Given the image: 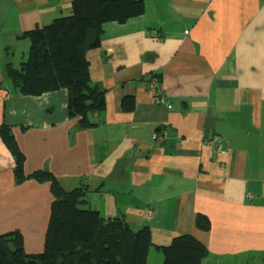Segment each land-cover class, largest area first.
Instances as JSON below:
<instances>
[{
    "label": "crops",
    "instance_id": "1",
    "mask_svg": "<svg viewBox=\"0 0 264 264\" xmlns=\"http://www.w3.org/2000/svg\"><path fill=\"white\" fill-rule=\"evenodd\" d=\"M72 1L0 0V126L11 127L25 175L85 184L102 217L149 226L147 264H162L159 247L180 235L205 246L202 264H263L264 0H144L140 17L105 24L87 60L106 106L88 129L69 119L66 90L23 96L5 76L26 59L23 35L66 16ZM153 74L167 105L155 103ZM12 168L0 139V235L19 231L25 253H41L49 183L15 185Z\"/></svg>",
    "mask_w": 264,
    "mask_h": 264
},
{
    "label": "trees",
    "instance_id": "2",
    "mask_svg": "<svg viewBox=\"0 0 264 264\" xmlns=\"http://www.w3.org/2000/svg\"><path fill=\"white\" fill-rule=\"evenodd\" d=\"M143 12L144 0H73L66 16L23 35L30 44L26 59L18 68L6 64L5 76L23 96L66 90L69 119L81 129L92 128V117L106 104L105 91L90 79L87 53L99 47L105 24H124ZM133 107L132 97L122 99L123 111ZM0 139L13 159L14 184L49 183L52 195L42 252L25 253L22 235L11 231L0 235V264H147L149 226L134 229L123 218L102 217L87 206L85 184L66 190L47 171L25 175V157L10 126H0ZM195 226L206 232L211 225L207 217L197 215ZM159 250L162 264H202L208 257L205 246L190 235L175 237Z\"/></svg>",
    "mask_w": 264,
    "mask_h": 264
},
{
    "label": "built area",
    "instance_id": "3",
    "mask_svg": "<svg viewBox=\"0 0 264 264\" xmlns=\"http://www.w3.org/2000/svg\"><path fill=\"white\" fill-rule=\"evenodd\" d=\"M150 83H151L150 87L157 90V93L155 94V103L159 104V105H167V101L161 93V86H160L159 79L157 77H153L151 79ZM152 139H153V141L163 142L165 140V136L164 135H155V136H153ZM211 144L214 145V142L212 141ZM147 216L148 217L153 216V212L151 210H148Z\"/></svg>",
    "mask_w": 264,
    "mask_h": 264
},
{
    "label": "rangeland",
    "instance_id": "4",
    "mask_svg": "<svg viewBox=\"0 0 264 264\" xmlns=\"http://www.w3.org/2000/svg\"><path fill=\"white\" fill-rule=\"evenodd\" d=\"M220 264H226V262H222V263H220Z\"/></svg>",
    "mask_w": 264,
    "mask_h": 264
}]
</instances>
